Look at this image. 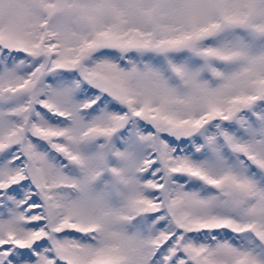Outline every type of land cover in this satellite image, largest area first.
Listing matches in <instances>:
<instances>
[{
  "label": "snow or ice",
  "instance_id": "6c2138e0",
  "mask_svg": "<svg viewBox=\"0 0 264 264\" xmlns=\"http://www.w3.org/2000/svg\"><path fill=\"white\" fill-rule=\"evenodd\" d=\"M0 264H264V0H0Z\"/></svg>",
  "mask_w": 264,
  "mask_h": 264
}]
</instances>
